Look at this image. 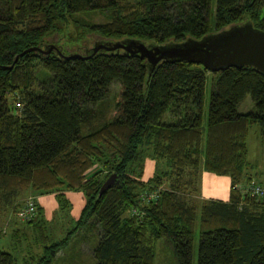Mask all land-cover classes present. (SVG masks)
<instances>
[{"label":"trees","instance_id":"obj_1","mask_svg":"<svg viewBox=\"0 0 264 264\" xmlns=\"http://www.w3.org/2000/svg\"><path fill=\"white\" fill-rule=\"evenodd\" d=\"M211 4L0 0V211L12 213L22 191L81 190L85 198L76 225L50 244L37 232L42 253L22 258L23 264H53L56 250L75 247L71 238L89 243L94 261L76 249L67 264H154L160 238L172 245L177 264H191L196 230L197 264H264V195L237 188L255 181L245 172L246 136L252 124L264 136V74L249 65L212 72L203 127L208 70L201 64L160 60L148 75L145 60L122 49L91 55L90 41L197 40L246 21L264 31V0ZM80 12L106 20L74 17L85 44L65 52L52 43L78 56L55 50L19 55L51 44L56 20ZM113 84L119 89L111 93ZM247 95L253 108L239 112ZM146 157L165 168L143 181ZM201 170L229 176L227 201L210 199L197 209L189 194ZM111 174L112 185L99 193ZM150 189H158L157 199L142 202L139 194ZM34 203L35 213L24 220L33 228L40 211ZM132 207L137 215L129 213ZM12 228L6 233L18 237ZM0 264H17V257L0 248Z\"/></svg>","mask_w":264,"mask_h":264},{"label":"rangeland","instance_id":"obj_2","mask_svg":"<svg viewBox=\"0 0 264 264\" xmlns=\"http://www.w3.org/2000/svg\"><path fill=\"white\" fill-rule=\"evenodd\" d=\"M211 6L212 8L214 7V0H212ZM74 17L76 19L79 18L89 22H103L106 20L103 14L94 12H80L57 19L54 23V28L49 32V34H52L53 32V35L50 34L51 37H49V40L51 43L61 45L65 52L74 50L77 46L85 44L82 40L85 39L86 36H84L82 27H80L79 24L73 20ZM89 44L90 47L93 46L92 41H90ZM212 79V72L207 71L203 99V127L206 126L207 106L209 102ZM118 89L119 86L117 84H113L111 93L112 91L115 92ZM252 108L253 102L250 96L247 95L241 101L237 109L248 112ZM164 120H168L166 115L164 116ZM246 147L245 172L252 175L256 182H262V180H264V136L260 135L259 127L256 124H252L248 129ZM164 168L165 165L163 162H160V164L155 167L158 171ZM246 182L248 181H245V183ZM33 193L30 191H22L19 193V203L17 204L19 206L14 208L12 213L6 214L7 208L3 209L4 211H0V228L6 233L10 227H13L12 229L16 228L19 234L18 237L15 235L9 236L8 233L1 235L0 248L15 254L17 257V264H23L22 258L24 257L29 258L30 256L40 255L42 253V246L44 243L50 244V242L60 239L67 233L68 230H71L76 225V221L79 218L85 204L84 194L81 190H63L61 194H58V192ZM29 197H32L36 204L40 206V211L34 218V220H37L34 222L37 223L34 228L33 223L28 224L24 222V220L32 218L35 211L31 216L26 217L25 219L19 217L18 214L24 202ZM11 224L12 226H10ZM37 232L47 236L49 242H36V238H38ZM80 232L81 231H79V233ZM72 236L76 235L73 234ZM70 244L71 247L75 246L72 250L66 247V250L63 248L55 251L53 264H67L68 261H70V251L75 254L74 252L76 249H78L77 251H80L82 258L89 260L91 257L90 262L92 263L94 261L91 252V245L89 243H80L77 238H71V243H68V245ZM154 244V264H177L172 245L168 241L164 240V238H160L156 240ZM13 247L18 249L14 250ZM197 248L198 230L195 231V236L193 238L191 264H197Z\"/></svg>","mask_w":264,"mask_h":264},{"label":"water","instance_id":"obj_3","mask_svg":"<svg viewBox=\"0 0 264 264\" xmlns=\"http://www.w3.org/2000/svg\"><path fill=\"white\" fill-rule=\"evenodd\" d=\"M119 49L144 59L148 66V75L160 60L199 63L210 72L249 65L264 74V31L252 26L250 21L231 25L227 29L210 33L197 40L157 43L123 38L115 41H95L90 48L91 55L98 50L118 51ZM51 50H55L64 58L78 56L77 53L62 54L52 43L43 47L27 48L19 55L29 51L48 54ZM113 180L114 174H111L101 185L99 193L111 186Z\"/></svg>","mask_w":264,"mask_h":264},{"label":"crops","instance_id":"obj_4","mask_svg":"<svg viewBox=\"0 0 264 264\" xmlns=\"http://www.w3.org/2000/svg\"><path fill=\"white\" fill-rule=\"evenodd\" d=\"M239 112H244L238 110ZM155 162L146 157L143 161V173L141 179L148 180L155 171ZM250 179H254L248 174ZM255 180V179H254ZM264 181V180H262ZM231 181L227 175H217L212 172L201 170L197 177L196 190L189 194V198L198 207L202 202L210 199L227 201L229 198Z\"/></svg>","mask_w":264,"mask_h":264},{"label":"built area","instance_id":"obj_5","mask_svg":"<svg viewBox=\"0 0 264 264\" xmlns=\"http://www.w3.org/2000/svg\"><path fill=\"white\" fill-rule=\"evenodd\" d=\"M241 194H247L252 196H263L264 195V184L257 183L253 180H250L244 184L237 186ZM158 189H150L142 191L139 194L140 200L142 202L155 201L158 197ZM137 207H132L129 210L131 215H137ZM35 211V203L32 197H29L23 204L22 208L19 210V217L25 219L26 217L31 216Z\"/></svg>","mask_w":264,"mask_h":264}]
</instances>
